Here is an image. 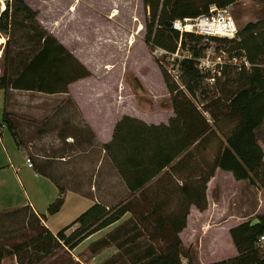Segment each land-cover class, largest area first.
<instances>
[{"label":"crops","instance_id":"crops-1","mask_svg":"<svg viewBox=\"0 0 264 264\" xmlns=\"http://www.w3.org/2000/svg\"><path fill=\"white\" fill-rule=\"evenodd\" d=\"M24 1L37 11L35 18L40 25L67 47L91 73L69 82L68 91L50 93L28 88H0L3 92V112L10 111L8 115L11 120V116H15L23 121L20 131L17 127L14 130L24 136L27 156L31 160L35 157L39 159L57 196L63 197L61 206L65 204L67 192L72 191L74 199L79 202L82 200L88 206L100 202L108 209L124 208L120 217L85 238L98 240L101 237L99 233L111 231L110 233L114 232L112 236L116 237L112 241L117 243L123 238L120 236L121 232L135 230L138 231L136 238L141 239L147 236L146 232L158 231L163 224L166 226V222H158L159 216L179 218L186 215L185 225L179 235L182 246L190 250V255H182L187 261L191 259L197 264H206L236 255L237 249L229 228L242 220H255L258 214L264 213V191L247 178H235L231 170L219 166L213 169L214 156L225 140L222 126L217 122L209 127L203 139L189 143L140 187L131 190L122 172L139 169L141 165L129 163L124 158V148L127 144L155 147L161 143L184 141L178 123H170V119L176 116L175 111L173 108L134 109L136 107H130L127 101L112 97V92L99 89L96 83L101 84L107 79L101 76L95 79L89 54L68 40L60 26L64 15L72 18L79 8H90L91 0H71L67 5L55 0H43L42 7L45 10L30 0ZM13 15L10 33L24 36L14 41L15 48L12 49L11 56L16 62L24 54L26 65L28 18L18 12ZM10 33L0 31L3 39L0 42V74L4 66L1 65L3 50ZM25 77V84L28 86V68ZM17 91L24 93L23 99L15 97ZM45 99L48 102L44 107L37 106L45 103ZM124 115L132 118L122 120ZM178 120L187 132L189 127L186 122L182 118ZM206 120L209 119L206 117ZM118 122L117 138L111 151L106 150L103 144L113 139ZM208 124L211 125L210 122ZM5 126L4 122L0 124V134ZM134 130L142 135L134 138L125 136ZM187 136L191 139V133H187ZM256 136L264 149V121L256 129ZM149 152L150 150L145 153ZM113 157L117 162L119 160L118 165ZM145 164L146 167L149 166ZM29 213H35L41 223L47 224L35 205ZM43 214L46 215L44 212ZM149 237L152 244L149 241L142 247L158 246L156 240L162 241L155 233L148 234L147 238ZM114 242L111 246H115Z\"/></svg>","mask_w":264,"mask_h":264},{"label":"rangeland","instance_id":"rangeland-1","mask_svg":"<svg viewBox=\"0 0 264 264\" xmlns=\"http://www.w3.org/2000/svg\"><path fill=\"white\" fill-rule=\"evenodd\" d=\"M2 1L6 6L7 0H0V3ZM8 1L10 8L14 9L15 1ZM42 1L30 0L45 10ZM55 1L67 5L71 0ZM91 1L93 5L90 8H79L72 18L64 15L60 26L68 40L89 54L95 79L100 76L107 79L101 84L96 83L99 89L112 92V97L127 101L130 107H136L134 109L143 110L172 108V95L175 93L182 99L185 94L209 119V127L217 122L220 126H225L226 121H223L222 116L214 120L212 114L226 109L227 99L241 84L235 76L238 72L237 65L243 61V56L237 55L239 53L231 55L239 52L238 48L233 47L234 42H215L200 37L197 44L202 49L201 55L196 57V65L204 75L194 81L195 83L190 80L195 84L194 92H190L186 87L188 76L180 71L176 60L190 56V50L182 48L178 41L174 49L164 47L172 53L159 55L155 51L160 45L153 41V32L163 27L161 0H152L149 3L144 0ZM228 10L234 15L238 26L249 20L264 18V2L261 0H237L228 5ZM33 28L39 30L40 27L28 19V34ZM23 36L11 34L8 40L10 53L15 48L14 41L22 39ZM173 45L171 43L170 46ZM10 58L12 59L11 55L6 58L3 55L1 65H10ZM167 81L172 84L173 90L169 89ZM17 92L15 97L23 99L24 93ZM38 95L47 96L44 93ZM2 101L3 92L0 90V124L4 122ZM47 102L45 99V103L37 106L44 107ZM5 112L7 115L10 113ZM11 117L13 128L21 129L23 121L15 116ZM27 155L24 136L17 130L15 135L12 134L7 125L3 127L0 134V243L7 252L1 258L0 264H132L130 261L133 257L112 240L106 244L110 246L97 247L98 241L111 231L99 233L101 237L98 240L86 239L84 236L74 247H69L55 236L58 229L71 222L88 205L82 200L79 202L74 199L73 192L68 191L65 204L58 210L49 212L47 206L58 194L44 172L43 165L39 164V159L35 157L32 160L34 165H29L26 161ZM52 179L56 182L55 177ZM34 205L47 224L41 223L35 213H29ZM77 225L78 222H75L65 232L70 233ZM46 229L51 233L46 234ZM124 232L130 234L123 245L129 250L138 252L144 243L150 241L152 244L151 237L148 239L147 236L154 232H146L147 236L141 239L136 238L138 231ZM131 234H136L132 242ZM113 242L115 246H111ZM156 242L158 249L162 250L165 246L164 239ZM187 249L182 246L183 252ZM181 258L183 264H197L191 259L187 261L185 257ZM200 262H203L202 259Z\"/></svg>","mask_w":264,"mask_h":264},{"label":"trees","instance_id":"trees-1","mask_svg":"<svg viewBox=\"0 0 264 264\" xmlns=\"http://www.w3.org/2000/svg\"><path fill=\"white\" fill-rule=\"evenodd\" d=\"M14 1L16 3L14 9L10 8V1L7 0L6 6L1 10L0 31L10 33L13 14L17 12L27 17L35 25L38 24L40 28L39 30L33 28L32 32L28 34V63L25 65L24 54H22L20 60L16 62L12 56V59L10 58L12 63L8 68L7 65L3 66L0 74V88H28L50 93L68 91L69 82L91 73L67 47L40 25L35 18L37 11L34 8L24 0ZM144 1L149 3L152 0ZM235 1L237 0H161L160 15H162L163 27L153 32V41L170 49H174L179 41L182 48L186 47L190 50V56H184L177 60L180 71L188 76L186 87L190 92H194L195 89V84L190 80L193 82L198 81L204 75L196 65V57L201 55L202 48L197 44L201 35L191 32L180 33L179 30L172 27L171 21L175 17L194 16L206 12L210 3H215L218 6H228ZM261 1L264 2V0ZM149 33H151V30ZM10 37L11 33L3 50L5 58L11 55L8 48ZM214 41L234 42L233 47L238 48L239 52L231 53V55L239 53L237 55L244 56L249 65L243 62L239 67L237 65L238 72L235 78L241 81V84L227 99L224 111L218 114L211 113L214 120H218L222 116L223 121H226L225 126H222L225 140L214 156L213 169L219 166L231 170L235 178H247L264 191V149L258 143L256 136V129L264 121V18L249 20L239 26L236 38L214 37ZM171 43L174 44L173 47L170 46ZM27 68L28 86L25 84ZM167 84L169 89L173 90L169 81H167ZM171 103L176 116L170 119V123L173 121L178 123L184 141L174 144L161 143L155 147L152 145L138 147L127 144L124 148L126 151L124 158L133 165H141L139 169L122 172L131 190L140 187L189 143L199 138L200 141L207 135L206 131L209 129V124L206 117L185 94L182 95V99H179L174 93L171 97ZM2 117L4 123L15 135L13 123L5 111ZM125 118L132 117L124 115L122 120ZM179 118H182V121L186 122L189 127L187 132L180 125ZM119 122L116 124L113 139L103 144L106 150L111 151L113 147L114 140L117 138ZM187 133H191V139L188 138ZM137 135L142 134L137 130H134L131 134H125V136L131 138ZM149 150V154H146L145 152ZM135 152L137 154H134ZM113 159L117 162L115 157ZM143 163L144 165H142ZM145 163L149 166L146 167ZM150 169L151 171H148ZM62 202L63 197L57 196L47 206L48 211L58 210ZM123 211L124 208L121 207L112 210V208L108 209L100 202H94L71 222L58 229L55 236L69 247H74L84 236L116 220ZM157 220L160 224L166 222V226L163 224L161 229L153 231L165 241L162 250H159L155 245L142 247L138 252L129 250L126 246H123L128 235H130L126 234L127 232H121V234H125L123 238L117 241V245L124 247L126 252L133 257L130 261L132 264H183L181 255H190L189 249L185 252L182 251V240L179 235V231L185 225L186 215L179 218L177 216H159ZM75 222H78V225L70 233H66L65 230ZM46 230V234L51 233L48 229ZM263 231L264 213L258 214L255 220L246 219L231 226L229 232L237 249V254L206 264H264V246L259 249L255 245L258 235ZM113 234L114 232L101 238L97 247L106 245L111 240L116 239L115 236H112ZM135 236L136 234H131V242ZM5 252H7V249L0 243V260Z\"/></svg>","mask_w":264,"mask_h":264},{"label":"built area","instance_id":"built-area-1","mask_svg":"<svg viewBox=\"0 0 264 264\" xmlns=\"http://www.w3.org/2000/svg\"><path fill=\"white\" fill-rule=\"evenodd\" d=\"M0 9L2 10L3 8L1 7ZM171 25L173 28L179 30L180 33L191 32L213 41L214 37H223L228 39L236 38L239 30L236 19L228 10V6H218L215 3H210L208 5V11L206 12H202L194 16L175 17L172 19ZM155 51L159 55L172 53L162 46H157ZM178 59L179 58H176V60ZM242 62L249 65L244 56ZM26 161L29 165H33L29 156H26ZM255 245L258 248H263L264 231L258 235Z\"/></svg>","mask_w":264,"mask_h":264},{"label":"bare ground","instance_id":"bare-ground-1","mask_svg":"<svg viewBox=\"0 0 264 264\" xmlns=\"http://www.w3.org/2000/svg\"><path fill=\"white\" fill-rule=\"evenodd\" d=\"M4 8L5 7V3L2 1L1 3H0V8ZM3 39H2V37L0 36V42L2 41Z\"/></svg>","mask_w":264,"mask_h":264}]
</instances>
